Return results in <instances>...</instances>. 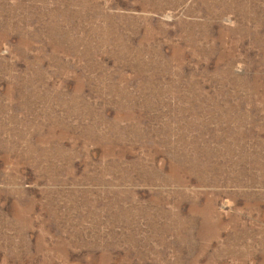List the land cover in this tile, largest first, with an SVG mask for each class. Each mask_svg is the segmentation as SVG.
Here are the masks:
<instances>
[{"label":"rangeland","instance_id":"obj_1","mask_svg":"<svg viewBox=\"0 0 264 264\" xmlns=\"http://www.w3.org/2000/svg\"><path fill=\"white\" fill-rule=\"evenodd\" d=\"M0 264H264V0H0Z\"/></svg>","mask_w":264,"mask_h":264}]
</instances>
